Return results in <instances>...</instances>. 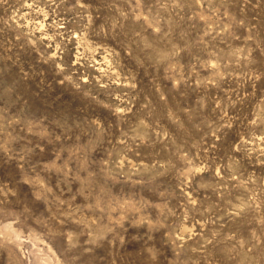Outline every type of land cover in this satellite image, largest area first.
<instances>
[{
	"label": "rangeland",
	"instance_id": "1",
	"mask_svg": "<svg viewBox=\"0 0 264 264\" xmlns=\"http://www.w3.org/2000/svg\"><path fill=\"white\" fill-rule=\"evenodd\" d=\"M0 264H264V0H0Z\"/></svg>",
	"mask_w": 264,
	"mask_h": 264
},
{
	"label": "clouds",
	"instance_id": "2",
	"mask_svg": "<svg viewBox=\"0 0 264 264\" xmlns=\"http://www.w3.org/2000/svg\"><path fill=\"white\" fill-rule=\"evenodd\" d=\"M66 79H70V77H66ZM228 126H230V125H228Z\"/></svg>",
	"mask_w": 264,
	"mask_h": 264
}]
</instances>
